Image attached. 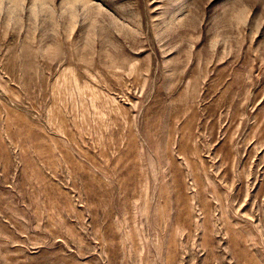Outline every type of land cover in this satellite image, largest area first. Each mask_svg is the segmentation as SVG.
I'll return each instance as SVG.
<instances>
[{
    "label": "rangeland",
    "instance_id": "obj_1",
    "mask_svg": "<svg viewBox=\"0 0 264 264\" xmlns=\"http://www.w3.org/2000/svg\"><path fill=\"white\" fill-rule=\"evenodd\" d=\"M0 264H264V0H0Z\"/></svg>",
    "mask_w": 264,
    "mask_h": 264
}]
</instances>
